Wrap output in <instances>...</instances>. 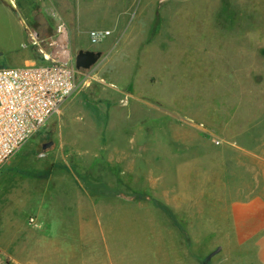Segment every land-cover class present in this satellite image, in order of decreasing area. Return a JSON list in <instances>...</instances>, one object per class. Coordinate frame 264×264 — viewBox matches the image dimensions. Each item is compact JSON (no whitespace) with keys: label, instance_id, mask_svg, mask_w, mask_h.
<instances>
[{"label":"rangeland","instance_id":"rangeland-1","mask_svg":"<svg viewBox=\"0 0 264 264\" xmlns=\"http://www.w3.org/2000/svg\"><path fill=\"white\" fill-rule=\"evenodd\" d=\"M13 1L0 0V67L40 63L60 24L72 57L102 56L0 169V264H78L101 251L90 205L167 200L191 215L231 177L239 187L241 149L264 154V0ZM94 29L112 35L93 46ZM71 227L83 243L64 241Z\"/></svg>","mask_w":264,"mask_h":264},{"label":"crops","instance_id":"crops-1","mask_svg":"<svg viewBox=\"0 0 264 264\" xmlns=\"http://www.w3.org/2000/svg\"><path fill=\"white\" fill-rule=\"evenodd\" d=\"M240 158L241 165L244 158L255 159V171L246 163L239 187H232L231 177L222 193L210 194L211 202L191 215L167 200L116 206L119 214H105L108 205H90L95 219L86 223V234L99 236L101 251L82 254L78 264H264V154L241 149ZM75 205L80 212L86 207ZM125 206L127 213H120ZM80 227L79 232L66 229L65 235H80L83 243ZM64 241L72 244V236Z\"/></svg>","mask_w":264,"mask_h":264},{"label":"built area","instance_id":"built-area-1","mask_svg":"<svg viewBox=\"0 0 264 264\" xmlns=\"http://www.w3.org/2000/svg\"><path fill=\"white\" fill-rule=\"evenodd\" d=\"M111 35L108 29H94L89 40L97 46ZM33 41L40 47L36 33ZM50 44L54 48L50 53L40 47V63L0 67V169L61 111L76 90V59L70 55L62 24Z\"/></svg>","mask_w":264,"mask_h":264},{"label":"water","instance_id":"water-1","mask_svg":"<svg viewBox=\"0 0 264 264\" xmlns=\"http://www.w3.org/2000/svg\"><path fill=\"white\" fill-rule=\"evenodd\" d=\"M2 3L8 6L13 11H16V5L13 0H2ZM16 15L21 19V15L16 12ZM101 52H95L90 50H80L76 56V68L78 70H91L100 60ZM49 146V145H48ZM45 146L44 148H46Z\"/></svg>","mask_w":264,"mask_h":264}]
</instances>
